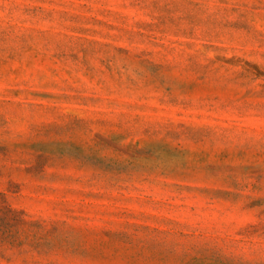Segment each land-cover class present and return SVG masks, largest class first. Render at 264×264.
Returning a JSON list of instances; mask_svg holds the SVG:
<instances>
[{
    "label": "rangeland",
    "instance_id": "374dc122",
    "mask_svg": "<svg viewBox=\"0 0 264 264\" xmlns=\"http://www.w3.org/2000/svg\"><path fill=\"white\" fill-rule=\"evenodd\" d=\"M0 264H264V0H0Z\"/></svg>",
    "mask_w": 264,
    "mask_h": 264
}]
</instances>
